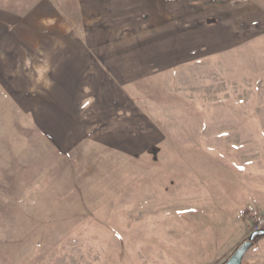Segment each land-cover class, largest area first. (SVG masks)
Listing matches in <instances>:
<instances>
[{
    "label": "rangeland",
    "instance_id": "obj_1",
    "mask_svg": "<svg viewBox=\"0 0 264 264\" xmlns=\"http://www.w3.org/2000/svg\"><path fill=\"white\" fill-rule=\"evenodd\" d=\"M150 7L0 0V264H224L264 229V0H169L167 27L149 26L163 20ZM84 53L53 94L72 86L91 116L92 84L132 70L135 110L193 112L153 123L152 136L137 113L123 129L81 123L62 138L44 112L71 109L46 95ZM248 206L257 217L240 215ZM242 264H264V235Z\"/></svg>",
    "mask_w": 264,
    "mask_h": 264
},
{
    "label": "crops",
    "instance_id": "obj_2",
    "mask_svg": "<svg viewBox=\"0 0 264 264\" xmlns=\"http://www.w3.org/2000/svg\"><path fill=\"white\" fill-rule=\"evenodd\" d=\"M95 1V0H94ZM151 1V9L157 8L159 11H162V18L163 20L156 22L157 20L153 21V23H149V26L157 27V25H164L166 26L167 23L164 22L167 18V3L169 0H150ZM184 1V0H181ZM197 0H186L188 3H195ZM208 1V0H205ZM83 4V3H82ZM81 1H80V5ZM85 6L84 10H86L87 3L83 4V7ZM194 5H190V8H192ZM100 7V5L98 6ZM127 8V7H126ZM123 9V8H122ZM148 9V8H147ZM161 13L157 16L160 17ZM25 18V17H24ZM20 20L19 24H23L27 22V19ZM161 18V19H162ZM163 22V24H161ZM87 23V21H86ZM167 27V26H166ZM184 28V26H183ZM165 42V41H163ZM86 51V49H85ZM86 53L82 56H77L73 58L68 63H65L58 71H57V77L56 80H54V86H52V89L50 92L47 93L46 97L51 99L55 97H58V101H60L61 104H66L71 111L68 112H60L59 110L53 111L52 108H46V111L44 112V119L47 123V129L48 130H57V131H63V134L61 132L62 138L66 139V132L70 129L74 130L73 128L77 127L78 124L86 123L84 127V130L88 131L89 129H94V131H100V130H117V129H123L126 125L120 124L126 122L128 123L129 119L130 125L135 121L136 114L140 113L143 115L142 120V129L144 131H149L150 135L152 136L151 130H154L157 128L153 125V123H159V127H161L162 123L172 124L173 122L179 121L178 117L176 116L178 113V110L186 109L189 110V112H193V108L191 107H183V106H176L170 105L169 103H166L165 105H155V104H146L149 105L148 109L146 111H143L145 114L141 113L140 111L135 110L136 101L134 99V96L131 92L134 87L135 83L138 79H140L143 76H139L138 74H135V72L130 71V73L127 71V77H123L121 74V79L118 76H114V78H111L112 82L106 84H96L93 83V99L92 104L90 106H93L95 109L93 115H90V112L83 111L84 108H81V100L76 96L75 92L71 90L72 86H66V90H63L59 94H53L54 89L57 87L59 82V77L64 81V83L71 82L74 77V72L78 70L79 67H82L83 65H87L88 63L86 61H80L83 56H85ZM91 57V56H90ZM80 58V59H78ZM92 61H94L97 65H99V69L101 71L107 70L111 74V70L106 66L105 61L101 59V63L95 58H90ZM90 62V61H89ZM167 61H164L163 63H166ZM113 65V64H112ZM171 66L174 64H170ZM115 66V64L113 65ZM112 66V67H113ZM113 71V70H112ZM118 77V78H117ZM56 82V83H55ZM111 86V89L108 87ZM62 89V87H61ZM110 89V90H109ZM134 91V90H133ZM124 98H126L124 100ZM145 106V104L143 105ZM63 113V115H62ZM196 113V112H194ZM43 114V113H42ZM85 114V115H84ZM66 118H69V121L71 119L72 125L65 124ZM126 119V121H125ZM93 125V126H92ZM92 127V128H91ZM128 129H132V127H128ZM159 129V128H158ZM83 130V129H82ZM151 136H148V138H151ZM155 136V134H153ZM158 138V137H157ZM56 144L59 143L54 139ZM151 143L149 145L155 144ZM110 145V144H109ZM112 145H115L113 143ZM59 146V145H58ZM115 148V147H114ZM125 151V150H124ZM124 151H113V154L116 156L117 159L126 158L129 156L128 152Z\"/></svg>",
    "mask_w": 264,
    "mask_h": 264
},
{
    "label": "water",
    "instance_id": "obj_3",
    "mask_svg": "<svg viewBox=\"0 0 264 264\" xmlns=\"http://www.w3.org/2000/svg\"><path fill=\"white\" fill-rule=\"evenodd\" d=\"M261 235H264V229L254 231L250 235V237L238 247L235 253L224 264H242L246 253L253 246L255 239Z\"/></svg>",
    "mask_w": 264,
    "mask_h": 264
},
{
    "label": "built area",
    "instance_id": "obj_4",
    "mask_svg": "<svg viewBox=\"0 0 264 264\" xmlns=\"http://www.w3.org/2000/svg\"><path fill=\"white\" fill-rule=\"evenodd\" d=\"M256 210L254 206H248L241 211V216H247L248 214H252L253 216L257 217V214H255ZM258 223L260 227H264V216H261L258 218ZM262 229V228H261Z\"/></svg>",
    "mask_w": 264,
    "mask_h": 264
}]
</instances>
